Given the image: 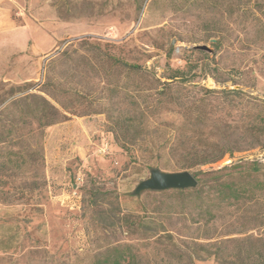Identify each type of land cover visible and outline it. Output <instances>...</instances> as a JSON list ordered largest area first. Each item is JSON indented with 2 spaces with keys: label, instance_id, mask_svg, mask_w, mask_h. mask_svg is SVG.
I'll return each mask as SVG.
<instances>
[{
  "label": "rangeland",
  "instance_id": "374dc122",
  "mask_svg": "<svg viewBox=\"0 0 264 264\" xmlns=\"http://www.w3.org/2000/svg\"><path fill=\"white\" fill-rule=\"evenodd\" d=\"M115 61L262 100L264 0H0V264H94L115 246L136 264H264V203L205 225L171 191L133 195L151 168L179 171L184 122ZM247 113L235 104L223 125ZM238 162L264 179V145L200 169Z\"/></svg>",
  "mask_w": 264,
  "mask_h": 264
},
{
  "label": "trees",
  "instance_id": "16d2710c",
  "mask_svg": "<svg viewBox=\"0 0 264 264\" xmlns=\"http://www.w3.org/2000/svg\"><path fill=\"white\" fill-rule=\"evenodd\" d=\"M124 67L126 73L137 76L150 84L158 83L156 108L169 105V112L180 115L183 127L178 137L169 147L174 166L179 171L197 169L192 173L197 181L195 189L171 190L179 196L181 202L187 199L199 208V214L205 225L215 220L217 211H230L236 206L249 208L252 204L264 203V179L258 177L261 164L257 162H238L220 170L203 171L200 168L214 164L225 156H232L247 148L264 144V99L259 100L237 90H212L202 86H188L189 78L184 72L173 71L164 82L156 79L150 72L138 65L115 61ZM247 105L258 108V114L247 113L249 119L242 126L223 125V119L230 117L229 110L234 105ZM47 109V108H46ZM41 115V125L49 126L52 121L44 120L53 113ZM168 111V110H167ZM55 116V114H54ZM48 119V118H47ZM45 121V122H44ZM239 132L242 137L250 138L249 143L242 140H228L225 137ZM189 136V137H188ZM211 137H221L212 139ZM153 169V168H151ZM168 191L156 192L166 194ZM245 213L247 210H244ZM258 220L264 221V212L257 214ZM112 256L94 260V264H136L137 257L130 248L115 246Z\"/></svg>",
  "mask_w": 264,
  "mask_h": 264
},
{
  "label": "water",
  "instance_id": "95a60500",
  "mask_svg": "<svg viewBox=\"0 0 264 264\" xmlns=\"http://www.w3.org/2000/svg\"><path fill=\"white\" fill-rule=\"evenodd\" d=\"M201 49L207 50L206 47ZM196 187L197 181L189 171L166 172L153 168L149 171L148 177L137 184L133 195L139 196L144 192L195 189Z\"/></svg>",
  "mask_w": 264,
  "mask_h": 264
}]
</instances>
